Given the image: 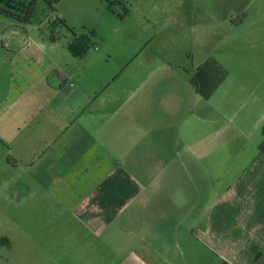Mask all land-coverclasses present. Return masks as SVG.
<instances>
[{"label":"crops","instance_id":"obj_1","mask_svg":"<svg viewBox=\"0 0 264 264\" xmlns=\"http://www.w3.org/2000/svg\"><path fill=\"white\" fill-rule=\"evenodd\" d=\"M199 1L129 0L121 19L130 20L139 47L135 67L115 79L119 86L74 87L75 76L57 67L45 84L64 104L33 109L19 97L11 100L13 85L0 86L3 118L17 107L12 120L0 122V144L10 151L30 140L31 130L32 169L42 163L32 191L23 183L13 190L18 201L34 196L36 223L55 240L82 237L80 229L87 240H105L111 225L116 241L137 224L163 233L171 209H207L191 232L199 245L220 264H264V90L248 96L243 88L222 90L232 74L211 51L200 59L180 52L181 44H218L210 17L202 22ZM49 110L55 121H47ZM38 118L31 127L28 120ZM219 177L233 179L219 188ZM170 184L182 188L179 205L165 195ZM128 250L122 264H140L138 245Z\"/></svg>","mask_w":264,"mask_h":264},{"label":"rangeland","instance_id":"obj_2","mask_svg":"<svg viewBox=\"0 0 264 264\" xmlns=\"http://www.w3.org/2000/svg\"><path fill=\"white\" fill-rule=\"evenodd\" d=\"M123 2L129 7V0ZM113 10L114 13L108 11L107 0H61L57 11L52 12L41 0L37 5L36 17L29 25L18 24L0 15L2 89L13 85L11 100L19 101V97L21 101L25 100L23 104L33 109L51 103L64 104L58 96H51L52 91L45 84L46 74L57 67L75 76L74 87L84 85L102 91L109 83L113 84L112 87L119 86L121 81L115 82V79L121 75L124 79L135 67L134 62L132 65L130 63L139 46L134 44L130 34V20L123 22L121 19L123 7L116 6ZM198 10L203 24L205 16H208L212 27H216L218 44H211L209 49L204 44H181L180 52L199 58L206 51H211L232 74L231 79L222 84V90L243 88L246 95L261 93L264 90V0H200ZM58 17L74 30L76 38L85 40L82 46H77L78 50L71 48L76 40L73 33L59 23L52 27ZM102 40L105 41L104 45L101 44ZM15 44L29 46L18 52L11 48ZM34 44H39V48ZM143 51V54L148 52L146 49ZM48 56L58 64L51 63ZM23 76L27 79L25 83ZM39 78H42L41 83L38 82ZM30 88L36 91V95L29 97ZM16 108L13 113L4 114L3 118L1 106L0 122L12 120ZM39 119H29L31 127ZM47 121H55L52 111ZM27 132L30 140H25L23 144L15 142L11 145V152L0 144V264H122L129 252L128 247L131 249L137 245L140 264H220V258L191 237V232L198 226L195 224L196 218L201 213L205 220L207 209H171L172 224L162 227L163 233L156 230L150 233L147 231L149 224H137L131 226V232H122V240L116 241L115 225H111L105 240L86 233L90 235L87 240L83 237L85 231L82 229L77 230L82 237L55 240L48 231L42 230L43 224L39 226L36 223L38 217L34 206L37 201L34 196L27 194L18 201L17 192L13 190V186L23 183L32 191L37 179L35 169L41 168L42 164L32 169L35 158L33 131L27 129ZM20 155L22 157L17 158ZM232 179L219 177L218 187L225 188ZM8 186L10 188L7 189ZM166 188L165 195L170 198L169 202L179 205L182 188L174 184ZM187 193L184 195L193 194ZM39 229L41 233H38ZM132 235L136 238L130 240Z\"/></svg>","mask_w":264,"mask_h":264},{"label":"trees","instance_id":"obj_3","mask_svg":"<svg viewBox=\"0 0 264 264\" xmlns=\"http://www.w3.org/2000/svg\"><path fill=\"white\" fill-rule=\"evenodd\" d=\"M41 0H0V15H4L18 24L29 25L33 22L37 14V5ZM48 5L49 9L52 12L57 11V6L61 0H43ZM108 9L114 13V7L121 6L124 9V15H121L123 18L128 14V9L123 2V0H107ZM60 24L62 27L66 28L69 32L73 33L74 37L76 35L74 30L69 27L65 20L58 17L56 21L52 23V27H55L57 24ZM85 43L84 39L76 38L74 41L75 46H71L73 50H78L77 46H82Z\"/></svg>","mask_w":264,"mask_h":264}]
</instances>
